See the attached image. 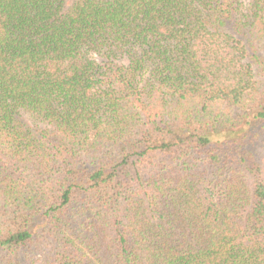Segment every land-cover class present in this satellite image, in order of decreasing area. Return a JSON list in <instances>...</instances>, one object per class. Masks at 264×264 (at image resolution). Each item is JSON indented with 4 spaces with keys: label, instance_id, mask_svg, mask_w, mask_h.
<instances>
[{
    "label": "trees",
    "instance_id": "obj_1",
    "mask_svg": "<svg viewBox=\"0 0 264 264\" xmlns=\"http://www.w3.org/2000/svg\"><path fill=\"white\" fill-rule=\"evenodd\" d=\"M0 264H264V0H0Z\"/></svg>",
    "mask_w": 264,
    "mask_h": 264
}]
</instances>
